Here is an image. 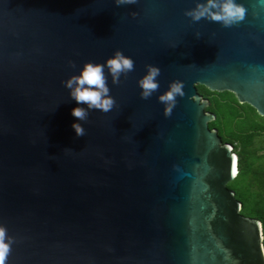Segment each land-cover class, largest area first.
<instances>
[{
	"label": "water",
	"instance_id": "water-1",
	"mask_svg": "<svg viewBox=\"0 0 264 264\" xmlns=\"http://www.w3.org/2000/svg\"><path fill=\"white\" fill-rule=\"evenodd\" d=\"M241 3L245 18L224 27L185 16L195 0H0L5 264H264L261 223L227 186L237 155L197 89L264 117V0ZM116 49L134 70L109 75L116 106L90 110L77 136L62 81ZM147 64L158 91L184 81L170 116L139 95Z\"/></svg>",
	"mask_w": 264,
	"mask_h": 264
},
{
	"label": "clouds",
	"instance_id": "clouds-1",
	"mask_svg": "<svg viewBox=\"0 0 264 264\" xmlns=\"http://www.w3.org/2000/svg\"><path fill=\"white\" fill-rule=\"evenodd\" d=\"M114 2L116 5H130L135 4L137 0H114ZM246 13L247 8L241 0H195L193 7L184 10V15L190 17L192 21H200L203 18L217 21L224 27H230L242 21ZM196 35L199 36V34ZM70 63L75 67L74 62L70 61ZM134 67V59L122 50L116 49L103 62L85 61L78 72L70 74L62 81L64 87L68 89V95L77 102L71 109L72 115L78 118L71 125L77 136L85 135L86 130L81 121L88 118L90 110L109 112L116 106V99L111 95L108 83L109 75L112 83L118 84L122 74H128L134 70ZM145 69L137 81L140 97L147 99L156 93V99L163 105V114L170 116L178 102L177 96L185 94L184 81L171 80L163 91H158L161 86L158 79L162 71L160 66L147 64ZM13 243L14 238L8 234L7 227L0 224V264H5Z\"/></svg>",
	"mask_w": 264,
	"mask_h": 264
},
{
	"label": "trees",
	"instance_id": "trees-1",
	"mask_svg": "<svg viewBox=\"0 0 264 264\" xmlns=\"http://www.w3.org/2000/svg\"><path fill=\"white\" fill-rule=\"evenodd\" d=\"M215 114L209 123L237 155V175L227 184L242 204L241 214L260 221L264 248V117L248 104H239L231 92H211L197 85Z\"/></svg>",
	"mask_w": 264,
	"mask_h": 264
},
{
	"label": "snow or ice",
	"instance_id": "snow-or-ice-1",
	"mask_svg": "<svg viewBox=\"0 0 264 264\" xmlns=\"http://www.w3.org/2000/svg\"><path fill=\"white\" fill-rule=\"evenodd\" d=\"M235 170V169H234Z\"/></svg>",
	"mask_w": 264,
	"mask_h": 264
}]
</instances>
